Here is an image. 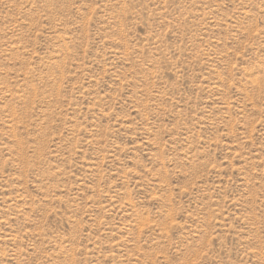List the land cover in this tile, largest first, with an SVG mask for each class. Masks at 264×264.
I'll use <instances>...</instances> for the list:
<instances>
[{
	"label": "rangeland",
	"instance_id": "374dc122",
	"mask_svg": "<svg viewBox=\"0 0 264 264\" xmlns=\"http://www.w3.org/2000/svg\"><path fill=\"white\" fill-rule=\"evenodd\" d=\"M0 264H264V0H0Z\"/></svg>",
	"mask_w": 264,
	"mask_h": 264
}]
</instances>
